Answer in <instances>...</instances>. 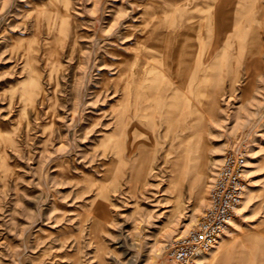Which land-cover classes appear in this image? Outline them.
Masks as SVG:
<instances>
[{"label": "rangeland", "instance_id": "rangeland-1", "mask_svg": "<svg viewBox=\"0 0 264 264\" xmlns=\"http://www.w3.org/2000/svg\"><path fill=\"white\" fill-rule=\"evenodd\" d=\"M51 3L0 0V264H167L207 204L192 210L194 163L205 157L209 187L232 150L246 153L254 194L218 264H264V30L252 66L244 39L202 86L176 90L155 67L136 105L129 62L171 56L164 38H137L173 0H69L66 35L36 34Z\"/></svg>", "mask_w": 264, "mask_h": 264}, {"label": "bare ground", "instance_id": "bare-ground-1", "mask_svg": "<svg viewBox=\"0 0 264 264\" xmlns=\"http://www.w3.org/2000/svg\"><path fill=\"white\" fill-rule=\"evenodd\" d=\"M51 2L47 6L48 9L34 13V32L39 34L42 29H45L48 33L54 31L59 36L61 34L66 35L71 7L69 0H61L59 3L57 0H51ZM173 3V8L164 11L172 13L170 18H160L157 21L154 20L155 22L151 24L150 20L142 24L143 33L138 36L137 42L144 40L146 44L147 42L151 45L155 42L159 44V41L164 38V49L167 52L170 49L171 56L168 55L170 56L169 60L164 54L161 58L159 57L160 59H154V56L149 57L147 54L142 53L143 56L141 57L143 58L138 60L134 58V61L129 62L128 70L132 71L133 74L131 73L128 80L130 85L136 88L133 89L135 91H132L133 98L137 100L136 105L138 104V98L142 95L146 97L148 94L142 91L145 87L139 86H142L144 80H149V75L152 74L155 67L162 75L171 77L173 84L176 85V90H186L194 82L202 86L211 77H217L218 74H213L211 70L215 69V66L222 68L220 66L226 51L231 47L238 49L243 45L244 39L247 47L245 58L249 66L253 65L252 60L256 57L255 55L261 54V51H263L260 34L264 30V7L257 0H173ZM160 25L165 30H158ZM146 26L158 28L156 29L158 31L150 32L149 29L145 28ZM137 71L140 78L135 77L138 74ZM129 93L131 95V92ZM208 93V103L205 110L207 116L212 117L216 105L217 89H212ZM136 105L131 108L133 114H136L138 110ZM137 116L141 115L137 114ZM178 126L184 128L186 123L180 122ZM183 138L179 137L176 143L179 144L183 141ZM115 154L117 155V153ZM244 154L246 156L245 152ZM145 161L148 163L150 158L146 156ZM204 165L205 157L203 156L202 160L194 163L189 179L191 185L197 181L201 182V186L196 189L193 197V211L202 209V204L204 201L207 202L208 199L207 180L210 174L205 171ZM179 175L184 176L183 168L180 170ZM190 187L192 190L193 187ZM247 187L244 198H250L254 194L251 182L247 183ZM244 202L242 201V203ZM242 208L243 206L239 210ZM245 229L246 226L242 223L240 215L235 216L226 229L217 237L213 248L202 256L201 264H218L222 255L228 254L232 246L238 242L237 240L243 237Z\"/></svg>", "mask_w": 264, "mask_h": 264}, {"label": "built area", "instance_id": "built-area-1", "mask_svg": "<svg viewBox=\"0 0 264 264\" xmlns=\"http://www.w3.org/2000/svg\"><path fill=\"white\" fill-rule=\"evenodd\" d=\"M246 156L242 151H227L208 187L205 209L197 223L169 248L167 264H201L217 237L238 214L247 187Z\"/></svg>", "mask_w": 264, "mask_h": 264}]
</instances>
